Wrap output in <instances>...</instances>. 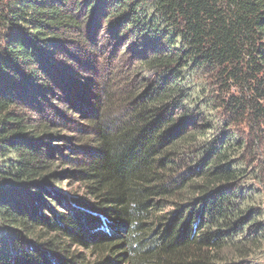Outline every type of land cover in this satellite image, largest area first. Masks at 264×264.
Listing matches in <instances>:
<instances>
[{"label": "trees", "instance_id": "16d2710c", "mask_svg": "<svg viewBox=\"0 0 264 264\" xmlns=\"http://www.w3.org/2000/svg\"><path fill=\"white\" fill-rule=\"evenodd\" d=\"M98 38L140 76L68 135L46 51ZM263 143L264 0H0V264H251Z\"/></svg>", "mask_w": 264, "mask_h": 264}, {"label": "rangeland", "instance_id": "374dc122", "mask_svg": "<svg viewBox=\"0 0 264 264\" xmlns=\"http://www.w3.org/2000/svg\"><path fill=\"white\" fill-rule=\"evenodd\" d=\"M72 36L73 38L76 37L75 34ZM126 46L127 48L118 44L116 41L108 43L98 38L96 42H89L88 45H84V43L83 45L81 43L77 44L76 42L70 45L67 40L65 42H60L56 47H50L46 51V53L49 52L48 55L50 56H58L57 62H54L53 65L54 69H60V71L57 72H59L61 76L59 78V84L51 82V84H48L49 88L39 89V94L41 95L46 92L50 93V95L45 94L44 98L49 102L52 100L57 108V112L61 114V118L57 119V121L63 123L60 129H64V133L72 136L76 135L82 129V125L85 123L84 119L90 116L89 112H92V109L95 110L94 107L98 108V104H104L105 98L103 91L107 88L106 84H104L105 80H111L108 87L109 90L114 87L110 92H120L118 96L115 93V99H117V101L113 103L116 106L114 111L123 110L126 107L127 103L125 104L123 102L133 90L131 83L140 76V74L134 70V67L138 66V62L132 53L133 50L130 45ZM62 55H64V57ZM207 85L209 89L216 91L220 90L218 88L217 74L210 75V78L207 80ZM227 91L228 89L221 93L224 94ZM231 92H234V89H232ZM33 100H35L34 97L32 98V101ZM46 104H48V102ZM31 105L38 108L39 104L34 103ZM42 105H44V102H42ZM241 129L244 131L245 129L248 130L244 125H241ZM53 144L57 143L54 142ZM257 153L261 160V167L258 170L261 180L260 188L263 191L261 201L264 202V143L260 144ZM73 154L74 152L72 154L66 152V155L72 158L84 159L86 157L84 156L86 154L77 157L72 156ZM58 159H60V156L53 154L51 160L58 162ZM73 169L77 170L76 168H71L69 165L62 166L59 164L58 167V171ZM62 180L63 191L82 196L84 195V185L78 182L77 179L63 176ZM51 206L54 209L57 207L55 203ZM71 251H79L86 255L88 254V257L91 258L89 255L90 251L86 249L71 246ZM249 262H251V264H264V248L256 249L249 257Z\"/></svg>", "mask_w": 264, "mask_h": 264}]
</instances>
